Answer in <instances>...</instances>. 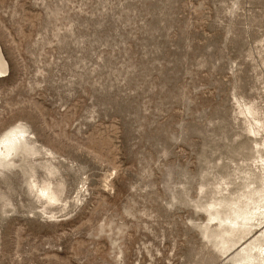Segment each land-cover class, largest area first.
Instances as JSON below:
<instances>
[{
	"label": "rangeland",
	"instance_id": "rangeland-1",
	"mask_svg": "<svg viewBox=\"0 0 264 264\" xmlns=\"http://www.w3.org/2000/svg\"><path fill=\"white\" fill-rule=\"evenodd\" d=\"M0 264H264V0H0Z\"/></svg>",
	"mask_w": 264,
	"mask_h": 264
},
{
	"label": "bare ground",
	"instance_id": "bare-ground-1",
	"mask_svg": "<svg viewBox=\"0 0 264 264\" xmlns=\"http://www.w3.org/2000/svg\"><path fill=\"white\" fill-rule=\"evenodd\" d=\"M8 61L6 60L1 45H0V76L6 75L8 72ZM19 138L14 133H8L2 140H0V160L10 158L17 146Z\"/></svg>",
	"mask_w": 264,
	"mask_h": 264
}]
</instances>
